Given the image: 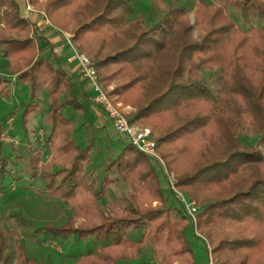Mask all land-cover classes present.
Instances as JSON below:
<instances>
[{
  "label": "trees",
  "instance_id": "1",
  "mask_svg": "<svg viewBox=\"0 0 264 264\" xmlns=\"http://www.w3.org/2000/svg\"><path fill=\"white\" fill-rule=\"evenodd\" d=\"M128 1L30 0L53 28L73 23L72 42L81 52L92 51L107 95L134 110L130 121L150 127L166 169L176 176L175 187L198 206L194 227L207 240L215 264H264V0H198L192 22L184 8L173 7L151 24H127ZM229 5L243 23L261 25L238 29ZM19 8L16 0H0V55L8 60L9 74L28 85L23 127L37 109V89L43 87L48 96L45 140L51 158L38 165L43 151L34 147L29 163L47 195L72 213L52 233L103 243L74 264H120L137 258L147 244L158 264L195 262L184 236L188 217L179 212L181 223L169 221L171 209L149 158L128 144L105 169L129 180L147 206L135 198L99 206L112 180L93 177L92 142L78 146L71 121L62 114L67 106L83 112L88 92L63 68L52 46H46V56L41 53L46 47L36 46L32 37L41 45L44 38ZM203 68L212 71L214 89L202 77ZM10 85L0 74V98H11ZM241 124L252 128L253 142L240 138ZM7 161L10 155L0 152V183ZM153 201L157 205L151 207ZM4 248L0 233V264L8 261ZM19 250L16 264H33Z\"/></svg>",
  "mask_w": 264,
  "mask_h": 264
},
{
  "label": "rangeland",
  "instance_id": "2",
  "mask_svg": "<svg viewBox=\"0 0 264 264\" xmlns=\"http://www.w3.org/2000/svg\"><path fill=\"white\" fill-rule=\"evenodd\" d=\"M19 1L23 5V1ZM26 1L39 13L44 23L49 24L48 21H45L46 18L37 4L31 3L30 0ZM207 1L211 2L212 0ZM197 2L198 0H129L128 4L131 11L126 14L125 22L133 24L137 20H143L146 24H151L158 21L173 7L184 8L189 15L190 22H192V11ZM227 13L240 30H246L250 26L257 27L261 25L259 21L255 20L243 23L236 9L231 5L227 7ZM72 25L73 23L61 31H67L72 35ZM93 47L96 46L94 45ZM83 53L94 62L92 51ZM63 68L68 73L77 77L71 68L64 66ZM0 74H3L9 80L11 82L10 87H13L11 98L8 100L0 98V124L1 122L3 123L4 118L9 113L13 112L14 106L18 104L19 109L14 113L13 124L15 132L18 134L17 137L19 139L23 138L24 142L30 143L35 133L41 131L45 138L48 132L45 116L49 100L43 87L37 89V93L34 95V104H37V109L28 118L26 125L23 127L21 125L20 112L24 104L29 100L28 85L26 82L24 84L17 81L15 75L9 74L8 60L4 59L1 55ZM202 77L205 78L207 85L214 89V75L212 71L203 68ZM110 88L111 86L108 89ZM88 101V98L82 100L83 105L86 106L83 112H78L67 106L62 110V114L71 121L72 136L78 146L84 147L89 141L92 142L89 169L93 173V177L101 181L106 176L112 180V183L107 187L106 192L98 201L99 206L101 208L110 205L120 206L123 200L131 201L133 198L139 200L143 206H147L144 196L134 188L129 180H123L122 177H118L111 170L105 169V165L127 143L122 136L112 130L110 122L104 119L98 107ZM120 106L127 117H130L134 112L128 106L125 107L121 104ZM138 123L150 128L147 124ZM239 132L240 138L244 142H253L255 140L254 131L245 124L239 126ZM26 137H28V140ZM34 147H38V145L36 143L23 147L0 145V152L10 155V162L8 163L7 161L6 172L3 181L0 183V233L3 245L5 246L4 254L8 256V261L5 264H16L18 262L20 248L23 249L28 257L33 259V264H74L81 256L103 246V243L96 241L94 238L77 241L72 235L64 237L52 233L51 230L70 220L72 213L69 207L61 200L47 195L44 190L43 180L38 176L36 170H32L29 163V149H33ZM42 149L40 148V151ZM261 153L264 158V149L261 150ZM46 155L45 151L39 153L38 165L49 161L46 160ZM158 156L160 157L159 153ZM161 161L162 164L148 159V163L155 170L159 186L166 198V206L171 209L169 221L171 223H181L182 217H180V213L183 212L186 216L187 214L177 196L182 197L185 201L193 202L196 211L198 206L176 187L175 192L170 189L166 173L173 174L175 181L176 176L173 172L166 169L162 158ZM170 190L173 195L170 194ZM156 205L157 202L155 201L150 203L151 207ZM78 222L79 220L75 224H78ZM187 223L189 225L184 230V236L195 257V262L192 264H215L211 254H209L210 248L207 240L195 230V216L193 222L188 217ZM196 236L203 239V241L197 239ZM138 238L139 234H136L134 239L137 240ZM205 248L207 249L206 251ZM120 264L158 263L152 257L151 246L147 244L137 258L121 262ZM172 264L181 263L175 261Z\"/></svg>",
  "mask_w": 264,
  "mask_h": 264
},
{
  "label": "built area",
  "instance_id": "3",
  "mask_svg": "<svg viewBox=\"0 0 264 264\" xmlns=\"http://www.w3.org/2000/svg\"><path fill=\"white\" fill-rule=\"evenodd\" d=\"M23 1V7L26 11H34L31 5L26 1ZM47 22V20H45ZM60 35L59 42L53 47L52 51L57 56L62 57L66 65H72L76 71V75L80 81L84 83V87L88 92V99L92 105L98 107L105 120H108L112 126L114 132L122 136L128 145L134 148L136 151L144 154L152 161H157L162 164L161 158L158 156V150L154 138L152 137L150 128L139 124L138 122H132L129 117L125 115L124 110L121 109L120 104L115 103L110 98L106 91L103 89L99 82L94 62L85 53L76 49L72 42V35L67 31L57 30ZM13 87L11 88V94L13 93ZM19 109L18 104L14 106L13 113ZM14 116L9 114L4 119L0 127V143L3 145H12L16 147L30 146L32 143H36L38 147L43 148L46 152V160H50L51 153L46 142L44 135L41 131H38L33 136L32 142H24L23 139H19L15 134L14 128ZM166 173V172H165ZM166 177L170 186V189L175 190V179L173 174L166 173ZM180 199L184 211L189 219L193 222L196 213V208L193 202L185 201L182 197L177 196Z\"/></svg>",
  "mask_w": 264,
  "mask_h": 264
},
{
  "label": "crops",
  "instance_id": "4",
  "mask_svg": "<svg viewBox=\"0 0 264 264\" xmlns=\"http://www.w3.org/2000/svg\"><path fill=\"white\" fill-rule=\"evenodd\" d=\"M16 1L19 3L20 16L23 18V20H25L29 25L34 26L37 29L38 33L44 38L42 45L40 44V42L37 44L36 40L30 34L29 36L32 37L35 45L36 46L38 45V47L40 46L42 48H45L46 46L54 47L60 40V35L58 34L57 29L53 28L49 24H45L42 17L39 15V13L36 10L30 11V12L26 11L23 5L20 3V1L19 0H16ZM48 49L49 48L46 47L44 50H42L41 53L44 54V56H46ZM62 63L64 67H69L76 73L72 65H66L63 59H62ZM15 134L18 136L16 132Z\"/></svg>",
  "mask_w": 264,
  "mask_h": 264
}]
</instances>
